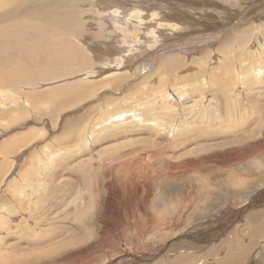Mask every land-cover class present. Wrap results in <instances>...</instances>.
Here are the masks:
<instances>
[{"label":"rangeland","instance_id":"obj_1","mask_svg":"<svg viewBox=\"0 0 264 264\" xmlns=\"http://www.w3.org/2000/svg\"><path fill=\"white\" fill-rule=\"evenodd\" d=\"M13 1L0 2V264H216L225 236L264 264L249 234L264 221V0ZM53 2L62 19L40 31L34 10Z\"/></svg>","mask_w":264,"mask_h":264},{"label":"bare ground","instance_id":"obj_2","mask_svg":"<svg viewBox=\"0 0 264 264\" xmlns=\"http://www.w3.org/2000/svg\"><path fill=\"white\" fill-rule=\"evenodd\" d=\"M13 0H0V2L1 3H3V4H5L6 6L7 5H9L10 4V2H12ZM119 1V0H118ZM14 3H16L15 2V0L13 1ZM59 2V1H58ZM126 2V1H125ZM189 2V1H188ZM14 3H13V5H14ZM24 3V2H23ZM91 3H92V1H91ZM130 3V2H129ZM129 3H124V6H125V4H127V6H128V4ZM134 3V2H133ZM154 3V2H153ZM165 3V2H164ZM111 4V3H110ZM135 4V3H134ZM141 4V3H140ZM139 4V5H140ZM149 4V3H148ZM29 5V4H28ZM62 5V4H61ZM80 5V4H79ZM108 5V4H107ZM130 5V4H129ZM137 5V4H136ZM138 5V6H139ZM56 6V3H51V4H49V5H45V6H41V4L38 6V10H34V12L35 13H37V16L36 17H38V18H42V17H45V19H44V21H43V19H42V24L41 25H37V26H39V27H41L40 29V31H42L43 30V28H44V24H49V25H55L54 23H59L60 22V19H62V16L63 15H61V14H59L60 13V11L61 10H58V12H51L50 13V11H49V9L50 8H53V7H55ZM60 6V5H59ZM112 6H114V5H112ZM117 6V5H116ZM143 6H144V4H143ZM152 6V5H151ZM160 6V5H159ZM10 7V6H9ZM15 7H16V5H15ZM28 7H30V6H28ZM32 7V6H31ZM35 7V6H34ZM129 7V6H128ZM148 7V6H147ZM146 7V8H147ZM169 7V6H168ZM11 8V7H10ZM107 8L109 9V10H107V11H105V13L106 12H111L112 14H114V12L113 11H111L113 8L111 7V6H107ZM124 8H127V7H124ZM159 8V7H158ZM163 8V7H162ZM6 9H8V8H6ZM102 9H104V7L102 8ZM164 9H165V7H164ZM238 9H239V6H238ZM241 9V8H240ZM26 12H27V9L25 8L24 9ZM113 10H115V12L117 11V9H113ZM124 10V9H123ZM127 9H125V11H126ZM128 10H130V7L128 8ZM135 10H137V9H135ZM144 10V9H143ZM159 10V9H158ZM236 10V9H235ZM23 11V10H22ZM25 11L23 12V14H25L26 15V13H25ZM30 11V10H29ZM33 11V10H32ZM119 11H120V9H119ZM121 11H122V9H121ZM163 11V10H162ZM124 12V11H123ZM135 12V11H134ZM137 12V11H136ZM156 12V11H155ZM29 13V12H28ZM34 13V14H35ZM19 14V13H18ZM31 14H33V13H30V15ZM109 14V13H108ZM123 14V13H122ZM124 15H126L127 16V13L125 12L124 13ZM34 16V15H33ZM32 16V17H33ZM118 16V15H117ZM122 16V15H121ZM125 16V17H126ZM128 16H129V12H128ZM142 16V15H141ZM35 17V16H34ZM137 17H139L138 15H137ZM3 18H5V17H3ZM166 18V17H165ZM164 18V19H165ZM173 18V15L172 16H168V18H167V20H173L172 19ZM174 18H176L175 20H176V24H177V22H179V20L177 21V19H178V16L176 15V16H174ZM3 20V19H2ZM5 20V19H4ZM10 20V19H9ZM73 20V19H72ZM102 20V19H101ZM107 20V19H106ZM122 20V19H121ZM130 20V18H128V17H126L125 18V22L128 24V21ZM7 21V20H6ZM69 21V20H68ZM104 21V20H103ZM149 21V20H148ZM29 22V21H28ZM52 22H54V23H52ZM91 22V21H90ZM107 22V21H106ZM131 22H132V20H131ZM187 22V21H186ZM190 22V21H189ZM8 23V22H7ZM15 23V22H14ZM17 23V22H16ZM38 23V22H37ZM179 23H182V22H179ZM184 23V22H183ZM31 24V23H30ZM34 24V23H33ZM80 24V23H79ZM93 24V23H92ZM131 24V23H130ZM170 24V23H169ZM8 25V24H7ZM10 25H12L11 23H10ZM9 25V26H10ZM17 25V24H16ZM16 25H12V26H16ZM109 25V24H108ZM111 25V24H110ZM123 25V24H122ZM160 25H162V24H160ZM159 25V26H160ZM168 25V24H167ZM186 25V24H185ZM18 26V25H17ZM16 26V27H17ZM25 26V25H24ZM37 26H35L36 28V30H37V32H38V28L39 27H37ZM62 26H64V23H63V25ZM68 26V25H67ZM75 26V25H74ZM47 27V26H46ZM76 27V26H75ZM108 27V26H107ZM110 27V26H109ZM131 27V26H130ZM178 27V26H177ZM191 27V26H190ZM15 28V27H14ZM13 28V29H14ZM28 28H30V27H28ZM64 28V27H63ZM83 28V27H82ZM115 28V27H114ZM133 28H135V27H133ZM188 28V27H187ZM21 29V28H20ZM34 29V28H33ZM32 29V30H33ZM46 29V28H45ZM81 29V28H80ZM95 29V28H94ZM103 29V28H102ZM108 29V28H107ZM112 29V28H111ZM172 29V28H171ZM179 29V28H178ZM181 29V28H180ZM191 29H193V27L191 28ZM82 30H84V29H82ZM93 30V29H92ZM99 30V29H98ZM110 30V29H109ZM119 30V29H118ZM194 30V29H193ZM45 31V30H44ZM88 31V34L86 33V35L84 36L85 38H93L94 40H97V39H100V38H105V36H106V34H102V37L101 36H99V37H94V36H92V33H95L96 34V32H93V31H91V30H87ZM104 31V30H103ZM187 31H191V30H187ZM186 31V32H187ZM17 32V31H16ZM33 32H34V30H33ZM36 32V31H35ZM132 32V31H131ZM174 32V31H173ZM178 33H181V32H179V31H177ZM182 32H183V30H182ZM43 34H44V32H42ZM106 33H108V32H106ZM114 33V32H113ZM156 33V32H155ZM188 33V32H187ZM195 33V32H194ZM2 34V33H1ZM172 34H174V33H172ZM175 34H176V32H175ZM183 34H185V33H183ZM14 35V34H13ZM35 35V34H34ZM101 35V34H100ZM109 35H110V33H109ZM40 36H41V34H40ZM133 36V35H132ZM172 36V35H171ZM184 36V35H183ZM41 37H45V34L43 35V36H41ZM114 37V36H113ZM116 37V36H115ZM185 37V36H184ZM131 38V37H130ZM170 38V37H169ZM191 38H192V36H191ZM191 38H189V39H191ZM198 38V37H197ZM30 39V38H29ZM105 39H107L108 40V37L107 38H105ZM114 39V38H113ZM186 39V38H185ZM193 39V38H192ZM204 39H206V38H204ZM78 40V39H77ZM127 40V39H126ZM8 41H10V40H8ZM33 41H35V40H33ZM121 41V40H120ZM123 41V40H122ZM189 41V40H188ZM194 41V40H193ZM196 41V40H195ZM202 40H199L198 39V42H201ZM13 42V41H12ZM106 42V41H105ZM105 42H104V40L103 41H99V43H98V41H97V43L95 44V46H94V48L96 49V50H102L103 52H108V47H107V45L105 44ZM127 42V41H126ZM138 42V41H137ZM184 42V41H183ZM187 42V41H186ZM190 42V41H189ZM189 42H188V44H189ZM6 43V42H5ZM3 41H0V50H7V44H5ZM56 43V42H55ZM58 43V42H57ZM81 43V42H80ZM127 43H129V42H127ZM10 44V43H9ZM87 44V43H86ZM111 44V43H110ZM109 44V45H110ZM118 44V43H117ZM188 44H187V47H190L191 48V46H188ZM28 45V44H27ZM80 45V44H79ZM85 45V44H84ZM112 45H113V43H112ZM121 45V44H120ZM190 45H191V42H190ZM16 47V46H15ZM77 47V46H76ZM122 47V46H121ZM129 47V46H128ZM139 47V46H138ZM248 47V46H247ZM246 47V48H247ZM144 48V47H143ZM12 48L10 47V50H11ZM91 49H93V48H91ZM118 49H119V47H118ZM137 49V48H136ZM50 50V49H49ZM80 50V49H79ZM122 50H124V49H122ZM144 50V49H143ZM244 50H245V48H244ZM55 51V50H54ZM61 51V50H60ZM29 52V51H28ZM63 52V51H62ZM76 51H74V53H75ZM78 52V51H77ZM45 53V52H44ZM55 53H57V52H55ZM64 53V52H63ZM62 53V54H63ZM69 53V52H68ZM72 53H73V51H72ZM71 53V54H72ZM81 53H83V52H81ZM241 53V52H240ZM70 54V53H69ZM69 54H67V55H69ZM246 54V53H245ZM9 55V54H8ZM56 55H58V54H56ZM66 55V56H67ZM175 55V54H174ZM62 56H64V55H62ZM25 57V56H24ZM68 57H71V55L70 56H68ZM73 57V56H72ZM83 57L85 58V56L83 55ZM130 55L129 56H127L126 58H125V61H130V60H132V59H130ZM11 58V57H10ZM74 58H75V56H74ZM77 58H78V56H77ZM80 58V57H79ZM170 58H172V57H170ZM9 59V58H8ZM57 59V58H56ZM59 59V58H58ZM57 59V60H58ZM68 59H70V58H68ZM81 59V58H80ZM167 59V58H166ZM184 59V58H183ZM41 60V59H40ZM39 60V61H40ZM61 61H62V59H60ZM60 60H58V61H60ZM83 60V59H82ZM106 60V59H105ZM179 60H181V59H179ZM73 61V60H72ZM86 61V60H85ZM152 61V60H151ZM173 61V60H172ZM6 62V61H5ZM74 62V61H73ZM76 62H78L77 61V59H76ZM91 62V61H90ZM93 63V62H92ZM178 63V62H177ZM185 64V63H184ZM63 65H64V63H63ZM70 65V64H69ZM72 65V64H71ZM70 65V66H71ZM104 65V64H103ZM190 65V64H189ZM258 65V64H257ZM41 66V65H40ZM58 66H61V65H58ZM74 66V65H73ZM192 66V65H191ZM75 67H76V65H75ZM102 67V66H101ZM185 67V66H184ZM183 67V68H184ZM42 68V67H41ZM47 68V67H46ZM55 68H56V66H55ZM79 68V67H78ZM66 68H65V66H64V70H65ZM68 69V68H67ZM66 69V70H67ZM69 69H71V68H69ZM7 70H8V68H7ZM72 70V69H71ZM91 70V69H90ZM186 70V69H185ZM2 71V70H1ZM34 71V70H33ZM36 71V70H35ZM42 71V70H41ZM160 71V70H159ZM162 71V70H161ZM253 71H255L256 73H255V77H258V78H261V74H262V71H261V69H259V67L258 68H254L253 69ZM46 72V71H45ZM60 72V71H59ZM59 72H58V74H59ZM63 73V72H62ZM162 73V72H161ZM186 73V72H185ZM253 74V73H252ZM71 76V75H70ZM10 77V76H9ZM8 77V78H9ZM33 77V76H32ZM57 77V76H56ZM60 77V76H59ZM99 77V76H98ZM47 78V77H46ZM70 78V77H69ZM257 78V79H258ZM30 79V78H29ZM7 80V79H6ZM9 80V79H8ZM53 80H55V79H53ZM30 81V80H29ZM33 81V80H32ZM31 81V82H32ZM42 81V80H41ZM30 82V83H31ZM39 82V81H38ZM190 82V81H189ZM206 83V82H205ZM171 84V83H170ZM35 85V84H34ZM1 86V85H0ZM4 86V85H3ZM2 87V86H1ZM71 88V87H70ZM169 87H167V89H168ZM161 89H162V87H161ZM61 90V89H60ZM33 91V90H32ZM80 92V91H79ZM78 92V93H79ZM52 93V92H51ZM56 93V92H55ZM63 93V92H62ZM80 95V94H79ZM84 95H85V93H84ZM84 95H83V97H84ZM58 96V95H57ZM31 97V96H30ZM36 98V97H35ZM146 98V97H145ZM188 102H189V100H188ZM26 106H27V104H26ZM134 110V109H133ZM125 112V111H124ZM135 112V111H134ZM113 114H115V113H113ZM112 114V115H113ZM124 115V114H123ZM101 117V116H100ZM109 117H107V119H108ZM103 121V120H102ZM106 121V120H105ZM129 121V120H128ZM107 122H108V120H107ZM112 124H114L113 122H112ZM137 124V123H136ZM149 125V124H148ZM153 130V129H152ZM159 130V129H158ZM111 131V130H110ZM107 135V134H106ZM97 137V136H96ZM77 138V137H76ZM99 138H100V136H99ZM104 139V138H103ZM16 142V141H15ZM20 142V141H19ZM18 142V143H19ZM18 143H16L17 145H18ZM137 147V146H136ZM133 148V147H132ZM130 149V148H129ZM95 150V149H94ZM83 151V150H82ZM96 151V150H95ZM117 151H119V150H117ZM117 151H115V152H117ZM129 151V150H128ZM132 151H133V149H132ZM114 152V153H115ZM76 153V152H75ZM102 153V152H101ZM128 153V152H127ZM183 153V152H182ZM130 154V153H129ZM128 154V155H129ZM132 154V153H131ZM53 155V154H52ZM131 156V155H130ZM53 157V156H52ZM115 157V156H114ZM135 157V156H134ZM118 158V157H117ZM124 159H125V156H124ZM134 159V158H133ZM95 160V159H94ZM105 160V159H104ZM138 160V159H137ZM85 161V160H84ZM133 161V160H132ZM140 161V160H139ZM48 162H49V160H48ZM93 162V161H92ZM91 163V162H90ZM118 162H116V164H117ZM125 163V162H124ZM122 165H124L123 163H122ZM121 165V166H122ZM90 166V165H89ZM95 166V165H94ZM121 166H119V167H121ZM134 166V165H133ZM93 167V166H92ZM116 167H118V164H117V166ZM127 167H129V166H127ZM42 168H44V167H42ZM45 169V168H44ZM92 170V169H91ZM146 172V171H145ZM98 175V174H97ZM103 177V176H102ZM102 179V178H101ZM104 180V179H103ZM64 188V187H63ZM73 191H75V190H73ZM73 191H71V192H73ZM34 194V193H33ZM71 194V193H70ZM37 196V195H36ZM57 200V199H56ZM63 201V200H62ZM62 201H60V203L62 202ZM73 202V201H72ZM88 205V204H87ZM50 206H52V205H50ZM64 206V205H63ZM73 206V205H72ZM76 206V205H75ZM242 206V205H241ZM264 207V206H263ZM262 207V208H263ZM261 208V207H260ZM50 209V208H49ZM58 209V208H57ZM41 210V209H40ZM55 210V209H54ZM57 212V211H56ZM66 212H67V210H66ZM68 213V212H67ZM240 213V212H239ZM52 215V214H51ZM63 217V216H62ZM235 217V216H234ZM238 217V216H237ZM73 219V218H72ZM231 221V220H230ZM70 222V221H69ZM73 222V221H72ZM235 223H237V222H235ZM66 224V223H65ZM208 224V223H207ZM219 224V223H218ZM230 224H232V226H233V224L234 223H230ZM70 225H72V227H73V224H69V226ZM211 225H212V223H211ZM228 225V224H227ZM206 226H208V225H206ZM71 228V227H70ZM210 229H207V230H209V231H212L213 230V228H211V227H209ZM219 228V227H218ZM64 229H66V228H64ZM73 229V228H72ZM197 228L195 227V230H196ZM56 230V229H55ZM93 230V229H92ZM193 230V229H192ZM200 230V229H199ZM217 230V229H216ZM216 230H214L213 231V234H214V232H217ZM222 230V229H221ZM221 230H219V232H221ZM201 231V230H200ZM203 231H204V229H203ZM249 231V230H248ZM66 232V231H65ZM72 232V231H71ZM71 232H70V234H71ZM95 232V231H94ZM160 232V231H159ZM190 232H192V231H190ZM190 232H188V233H190ZM196 232V231H195ZM205 232H206V230H205ZM200 233H203V232H200ZM45 234V233H44ZM48 234V233H47ZM92 234V233H91ZM94 234V233H93ZM199 234V233H198ZM209 234V233H208ZM208 234H205V233H203V234H200L201 235V237L204 235H206V237L208 236ZM215 234H217V233H215ZM249 234L251 235L250 237H253V236H259L260 234L262 235V239L264 238L263 236H264V221H263V224H261V226L258 228V229H252V230H250L249 231ZM74 235H75V233H74ZM73 236V235H72ZM78 237V236H77ZM194 237V236H193ZM200 237V238H201ZM210 237V236H209ZM209 237H207V239H209V241H212V239H210ZM212 237V236H211ZM223 237V236H222ZM76 238V237H75ZM199 238V239H200ZM225 238H227V239H225ZM225 238H223V239H225V241L224 242H226V240H227V243H229V245H231L230 247H229V249H227V251H228V253H227V255L226 256H224L223 257V259H220L219 261H217L216 262V264H242L243 262H242V257L248 252V250L246 251V249H248V246H245L244 244H243V241H241L240 239L241 238H239L238 236H235L234 238V240H232V239H229L228 237H226L225 236ZM72 239V238H71ZM73 239H74V236H73ZM181 239H183V238H181ZM220 239H221V237H220ZM262 239H259V243H263V241L264 240H262ZM76 240V239H75ZM163 240V239H162ZM69 241V240H68ZM77 241V240H76ZM185 241V240H184ZM222 241V242H223ZM171 242V241H170ZM169 242V243H170ZM61 243V242H60ZM166 243V242H165ZM192 243H193V241H192ZM195 243V242H194ZM220 243V242H219ZM226 243V244H227ZM68 244V243H67ZM66 244V245H67ZM185 244V243H184ZM223 244V243H222ZM60 245V244H59ZM172 245H173V243H172ZM228 245V244H227ZM166 246V245H165ZM187 246V245H186ZM51 247V246H50ZM75 247V246H74ZM90 247V246H89ZM174 247V246H173ZM188 247H191V248H195L196 246H195V244L193 245V244H191L190 243V245L188 246ZM200 247V246H199ZM243 247H245L244 248V251L242 250L243 249ZM49 248V247H48ZM158 248H159V246H158ZM163 248H164V245H163ZM222 248V247H221ZM44 249H46V248H44ZM124 249V248H123ZM130 249V248H129ZM161 249V248H160ZM175 249V248H174ZM174 249H171L170 250V252H172ZM203 249V248H202ZM201 249V250H202ZM224 249V248H223ZM47 250V249H46ZM134 250V249H133ZM176 250V249H175ZM30 251V249L29 250H25L24 252H29ZM50 251V250H49ZM54 251V250H53ZM128 251V250H127ZM148 251V250H147ZM169 251V250H168ZM177 251V250H176ZM200 251V250H199ZM44 252V251H43ZM52 252V251H51ZM124 252V251H123ZM122 252V253H123ZM155 252V251H154ZM167 252V251H166ZM175 252V251H174ZM197 252V251H196ZM214 252V249H212L211 251H210V253H213ZM30 253V252H29ZM41 253V250L40 251H38V253H37V256L38 257H40L39 255H41L40 254ZM53 253V252H52ZM124 253H127L126 251L124 252ZM129 253V252H128ZM131 253V252H130ZM129 253V254H130ZM149 253V252H148ZM153 253V252H152ZM181 253V252H180ZM186 253V252H185ZM254 253V252H253ZM252 253V254H253ZM39 254V255H38ZM48 254V253H47ZM132 254V253H131ZM138 254V253H137ZM194 254H195V252H194ZM251 254V255H252ZM148 255V254H147ZM154 255V254H153ZM156 255V254H155ZM183 255H185V254H183ZM249 256V258H247V260L245 261V263L244 264H252V262L253 261H255V257H252V256ZM55 256V255H54ZM167 256V255H166ZM194 256V255H193ZM35 257V256H34ZM37 257V258H38ZM124 257V256H123ZM152 257V256H151ZM2 258V257H1ZM29 258H31V255H30V257ZM36 258V257H35ZM52 258V257H51ZM118 258V257H117ZM135 258H140V256H139V254H138V256H136ZM145 258V257H144ZM149 258H150V255H149ZM157 258H159V257H157ZM162 258H164V257H162ZM188 258L189 257H184V256H182V257H179L178 259L176 258V259H174V260H171V261H169L168 259H166V260H164V261H162V259H158L157 260V262H156V260L152 263V264H185V263H187V262H189L190 260H188ZM244 258V257H243ZM32 259V258H31ZM39 259V258H38ZM120 259V258H119ZM156 259V258H155ZM43 260V259H42ZM153 260V259H152ZM34 260H32V262H33ZM66 261V260H65ZM203 261V260H202ZM249 261V263H247ZM118 261H116L115 263H112V264H116ZM156 262V263H155ZM198 262V261H197ZM62 263V262H61ZM73 263V262H72ZM127 264H129L128 262H126ZM148 263V262H147ZM151 263V262H150ZM204 263V262H203ZM209 264H210V262H209Z\"/></svg>","mask_w":264,"mask_h":264}]
</instances>
